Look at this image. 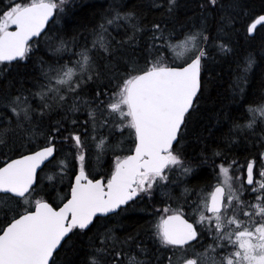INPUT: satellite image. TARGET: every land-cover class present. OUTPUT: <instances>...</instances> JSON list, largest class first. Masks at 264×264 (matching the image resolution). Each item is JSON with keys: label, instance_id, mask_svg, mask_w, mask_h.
I'll list each match as a JSON object with an SVG mask.
<instances>
[{"label": "snow or ice", "instance_id": "obj_1", "mask_svg": "<svg viewBox=\"0 0 264 264\" xmlns=\"http://www.w3.org/2000/svg\"><path fill=\"white\" fill-rule=\"evenodd\" d=\"M70 2L71 0H11L10 6L0 8V62H12L18 58L23 60L31 48L30 38L41 35L49 18L63 13ZM167 3V12L170 14L176 6V0H167ZM199 7L203 16L205 12L222 9L224 5L221 0H202ZM229 7L242 8L241 0H232ZM113 11L114 14L109 12L103 15L97 29L93 30L95 39L91 48L84 47L79 52H73L76 56L74 61L57 64L55 67L42 66L46 83L41 84L40 91L33 94L40 98L41 117L45 110L51 111L54 105L62 108L69 97H74L72 110H76L81 103L78 93L90 82L100 79L101 72L91 52L103 50L111 57L116 50L105 39L107 28L120 21L131 24L135 19L132 12ZM243 11L250 21L246 34L252 36L257 26L264 27V8L256 15L246 9ZM205 20L201 21V27L193 26L189 31H184L183 28L179 31H167L161 24H153L150 51L143 66H139L138 61H129L125 73L113 72L109 76L111 87L97 85L92 100H83L85 105H94L88 109L94 133L97 131L98 115L103 117L99 124L101 129L129 130L131 139L128 142L134 147L128 149V155L115 157L110 175L100 179L89 178L86 172L88 148L86 141L81 138L82 135L87 137V131L83 134L79 131L72 132L63 137V140L73 142L76 152L74 161L79 168L74 169L75 177L70 180V193L63 197L62 206L54 207L43 198L35 201L30 199L34 195L38 168L50 159H55L58 151L56 137L64 130L59 122L56 126H50L51 134L47 136L44 146L38 147L36 151H29L28 154H21L16 159L0 160V212L4 213L5 221L0 225V264H55L54 253L63 246L62 241L74 229H87L97 214L114 215L121 206L141 198L143 194L151 198L154 188L160 181L168 180L171 171L178 170L179 176L185 178L195 171L174 150V142H179L186 135L189 118L197 110V101L205 88L202 62L207 56L209 40ZM225 22L234 27L236 16H221L220 23ZM13 26L14 31L10 30ZM132 26L133 35L128 37V44L132 43L136 33L140 31L135 24ZM181 34L183 38L174 44L173 40ZM177 45L187 55L182 58L174 56L170 61L163 54L155 59L151 58L152 49L174 50ZM220 48L222 51H231L226 44H220ZM55 50L69 51L63 40L59 41ZM253 64L254 60L249 54L244 58L243 67L238 70L246 74ZM242 79L246 80V75L237 76L233 85L234 92L239 90L241 95L244 93L240 86ZM22 103L23 108L18 107ZM10 107L17 117V126L22 136L34 137L36 129L31 126L34 110L27 104V97H15ZM247 111L252 119L246 124H234V128H251L257 116L264 118V104L249 106ZM72 123L75 125V121ZM91 139L99 150L98 155L108 150V137L97 140L93 135ZM3 142L0 138V143ZM111 150L115 152L124 149L117 145ZM214 156L219 157L221 153L215 152ZM234 165L235 162L216 165L213 170L218 168L219 171L213 185H205L198 192L195 189H185L186 192H196L192 215L197 218L192 222L185 219V214L180 209L169 206L157 209L163 214L155 225V239L165 249L171 247L173 252L183 250L182 255L175 259L170 255L167 258L168 264H201V254L187 256L186 252L205 230L213 240L209 249L220 253L218 258L212 257V264H264V164H261L257 179L256 161H248L246 181L242 175L230 174ZM54 167L63 176L67 163L60 160ZM249 188V195H255L254 203L245 202L241 198ZM21 201L24 207L22 211H18ZM110 240L114 246L116 238L111 234V229H108L101 234L99 247H95L92 242L91 251L82 264H102L100 257L108 252ZM130 242L134 243L135 237L128 236L123 243ZM141 244L142 242L136 244V247L143 253L146 250ZM207 251L208 249L205 250ZM121 255L120 251H114L113 261ZM127 259L129 264H149L146 260H137L135 256Z\"/></svg>", "mask_w": 264, "mask_h": 264}, {"label": "trees", "instance_id": "obj_2", "mask_svg": "<svg viewBox=\"0 0 264 264\" xmlns=\"http://www.w3.org/2000/svg\"><path fill=\"white\" fill-rule=\"evenodd\" d=\"M16 1L20 2V0ZM10 3L11 0H0V8L10 6ZM201 3L202 0H176V6L169 14L167 0H71L65 11L55 15L45 32L31 42L30 51L23 60L10 64L0 63V133L3 134L0 138L4 141L0 143V160L17 157L44 146L47 136L51 134L50 126H56L59 122L64 130L56 137L58 151L55 153V159L48 162L38 173L34 195L30 197L33 201L43 198L53 206H57L67 194L69 176L76 169L73 142L70 140L64 142L63 137L77 131L81 134L87 131V136L95 135L96 138L108 137V148L119 145L124 149L115 151L114 155L118 152H121L122 156L128 155V149L134 146L128 142L131 139L129 130L122 132L121 135V132H117L115 128L111 131L108 128L100 129L99 124L103 117L99 115L97 131L94 133L92 122L88 117V109L94 105H85L83 100H92L97 85L111 87L109 76L113 72L125 73L129 61H138L139 66H143L150 51L153 24L159 23L167 31L173 29L179 31L181 28L189 31L193 26L201 27V21L206 17L204 26L209 40L206 47L207 56L202 62L205 88L197 101V110L189 118L186 135L175 143L174 149L180 153L185 164L193 166L195 171L187 178L179 176L178 170L171 171L170 178L160 181L154 188L151 198L143 194L141 198L129 202L114 215L96 217L86 230L74 229L62 242L63 246L54 253L55 264H82L91 251L92 242L95 247H99L100 236L108 229H111L116 243L113 246V241H109L108 252L100 257L102 264H129L127 259L129 256H135L137 260H146L149 264H157L159 258V264H168L167 258L170 255L175 259L182 255L183 250L173 252L171 247L165 249L155 239L153 235L155 225L163 214L157 209L162 210L165 206L180 209L191 220H195L197 217L192 213L196 192L205 185L216 183L215 177L219 169L216 168L215 171L213 169L222 162H235L230 174L242 175L244 178L247 162L255 160V176L259 179L261 154L264 151V118L253 124L251 128L246 127L242 130L234 128V124H245L252 119V115L247 111L249 106L257 107L264 104V27L258 26L252 36L247 35L246 27L250 21L243 11L246 9L252 15L260 14L261 9L264 8V0H241L242 8L236 9L229 7L232 0H221L224 5L222 9L216 8L205 12L203 16L199 7ZM113 10L121 13L132 12L135 19L131 24L120 21L107 28L105 39L116 50L111 57L103 50L91 52L95 64L99 66L100 79L90 82L78 93L81 103L77 105L76 110H72L74 97H69L62 108L54 105L51 111L45 110V114L41 117L40 98L33 94L40 91L41 84L46 83L42 66L55 67L57 64L74 61L76 56L73 52H79L84 47L91 48L95 39L93 30L97 29L101 17L109 12L114 14ZM229 14L236 16L234 27L228 26L227 22L220 23L221 16ZM133 24L138 26L140 31L136 33L132 43L128 44L126 41L133 35ZM182 38L181 34L173 40V43ZM61 40L66 43L69 51L55 50ZM220 44L228 45L231 51H222ZM151 51V58L167 54L163 55L164 58L172 59V54L167 48ZM249 54L254 64L252 69L244 74L238 69L243 67L244 58ZM244 75L246 80L242 79L240 83L244 89L241 95L239 90L234 92L233 85L237 76ZM17 96L27 97V104L31 103L28 105L34 110L31 120V126L36 129L34 137L22 136L17 126V117L11 112V102ZM18 107L23 108V103ZM22 119L23 113H21V121ZM85 121L88 123L85 124ZM5 129L8 133L4 132ZM86 147L87 162L89 163L90 160L91 163V168L86 170L93 178L106 177L108 158L100 154L99 159L96 160L98 154L93 150L92 144L88 146L86 141ZM215 152H220L221 156L215 157ZM60 160L68 163L63 176L59 175V169L54 167ZM186 188L195 189L196 192H186ZM245 193L242 196L245 202H252L255 199L250 197L248 192ZM23 207L21 201V207L17 210L22 211ZM0 221V225L5 223L3 212H0ZM128 236L135 237V242L123 243ZM141 242V246L146 250L143 253L136 247V244ZM212 244L213 240L205 230L187 249L186 255L193 256L197 253L203 255ZM114 251L122 253L115 262L112 259Z\"/></svg>", "mask_w": 264, "mask_h": 264}, {"label": "rangeland", "instance_id": "obj_3", "mask_svg": "<svg viewBox=\"0 0 264 264\" xmlns=\"http://www.w3.org/2000/svg\"><path fill=\"white\" fill-rule=\"evenodd\" d=\"M177 42H174V44H176ZM169 50V52L172 54V57H177V58H182L184 55H187V53H186V51L182 48V47H180L179 45H177V47L174 49V50H172V49H168ZM162 54H160V55H157V56H155L154 58H152V59H155L156 57H159V56H161ZM163 55H167V54H163ZM168 61H170V60H168ZM260 119L261 118H259V116H257V119H256V122L254 123V124H256L258 121H260ZM101 129V128H100ZM99 129V130H100ZM108 130L109 131H111V129L110 128H108ZM117 132H125V131H127V130H121V129H115ZM125 135V134H124ZM126 136V135H125ZM88 138H92V136H87ZM99 138L100 137H98L97 138V140H99ZM86 141L88 142V146L90 145V143L93 145L94 144V142L92 141V139H91V141L89 142L88 141V139H86ZM93 150L98 154V149H96V147L94 148L93 147ZM74 151H75V149H74ZM101 154H103V155H105V157L106 158H108V166L110 167V169L111 168H113V165H114V161H115V157L116 156H121L122 157V155L123 154H121V152H118V153H115L116 155H114V151H112L111 150V148H108V150H106L105 152H103V153H101ZM100 155V154H99ZM99 155H97L96 156V160H98L99 158ZM87 156H88V152H87ZM109 163H111L110 165H109ZM75 170H77V165H76V169ZM69 178H70V176H69ZM246 193H244L243 195H245ZM242 195V196H243ZM242 198V197H241ZM255 202V199L252 201V203H254ZM229 215H231V213H229ZM186 216V215H185ZM187 217V216H186ZM188 219H190L189 217H187ZM241 218L243 219V217L241 216ZM191 220V219H190ZM191 221H193V220H191ZM229 250H231V249H229ZM219 255H220V253L217 251V252H213L211 249H209L207 252H205L203 255H201V257H200V259H201V264H212V257L213 256H216L217 258L219 257Z\"/></svg>", "mask_w": 264, "mask_h": 264}, {"label": "flooded vegetation", "instance_id": "obj_4", "mask_svg": "<svg viewBox=\"0 0 264 264\" xmlns=\"http://www.w3.org/2000/svg\"><path fill=\"white\" fill-rule=\"evenodd\" d=\"M82 139H84L85 141H86V137H81ZM88 141L90 142L91 141V138H88ZM94 148H95V143L92 145ZM50 161H52V159H50L48 162H50ZM47 162V163H48ZM46 163V164H47ZM46 164H44V166L46 165ZM86 164L88 165V168H91V163H90V160H89V163L88 162H86ZM111 163H109V165H110ZM76 165H77V170H78V168H79V165H78V163H76ZM44 166L40 169V171L42 170V169H44ZM87 168V167H86ZM87 168V169H88ZM39 171V172H40ZM108 173H107V175L106 176H108V175H110L111 174V171H112V168L110 169V167L108 166ZM86 172L88 173V171L86 170ZM89 174V173H88ZM71 175H73V176H71ZM70 175V180H73L74 179V176H75V171L72 173ZM89 178H93L90 174H89ZM97 179V178H96ZM106 182V181H105ZM36 186V185H35ZM248 192V194L251 192V188H249V191H247ZM70 193V181H69V186H68V189H67V194H69ZM250 197H252L253 199L255 198V195H249ZM61 205V202L57 205V206H54V207H59ZM125 207V206H124ZM121 209V208H120ZM119 209V210H120ZM118 210V211H119ZM118 211H116V212H118ZM110 215H112V214H108V215H106V216H110ZM106 216H96V217H106ZM95 217V218H96ZM94 218V219H95ZM79 230H81V229H79ZM86 230V229H85Z\"/></svg>", "mask_w": 264, "mask_h": 264}, {"label": "bare ground", "instance_id": "obj_5", "mask_svg": "<svg viewBox=\"0 0 264 264\" xmlns=\"http://www.w3.org/2000/svg\"><path fill=\"white\" fill-rule=\"evenodd\" d=\"M52 20H53V18L51 19V21H52ZM51 21H49V23H50ZM49 23L47 24V26L49 25ZM257 27H258V26H257ZM46 28H47V27H46ZM45 30H46V29H45ZM252 35H253V34H252ZM89 48H90V47H89ZM95 51H96V50H95ZM97 51H99V50H97ZM101 53H102V52H101ZM68 55H69V54H68ZM71 56H72V55H71ZM60 59H61V58H60ZM33 100H34V99H33ZM31 101H32V100H31ZM31 101H30V102H31ZM38 101H39V100H38ZM32 102L34 103V101H32ZM36 102H37V101H36ZM257 102H258V101H257ZM33 103H32V104H33ZM263 103H264V102H263ZM28 104H31V103H28ZM33 105H34V104H33ZM23 106H24V105H23ZM34 108H35V107H34ZM33 112H34V111H33ZM35 113H36V112H35ZM83 113H84V112H83ZM247 113H248V112H247ZM78 116H79V115H78ZM76 119H77V118H76ZM83 120H84V119H83ZM67 124H68V123H67ZM245 124H246V123H245ZM64 125H65V124H64ZM69 125L71 126V124H69ZM261 125H262V124H261ZM63 128H64V127H63ZM74 131H75V130H74ZM7 133H8V132H7ZM45 133H46V132H45ZM71 133H72V132H71ZM44 136H45V135H44ZM60 137H61V136H60ZM255 137H256V136H255ZM175 143H176V142H175ZM175 143H174V144H175ZM35 151H36V150H35ZM179 154H180V153H179ZM183 154H184V153H183ZM189 155H190V154H189ZM195 158H196V157H195ZM194 160H195V159H194ZM47 162H48V161H47ZM47 162H45L44 164H46ZM86 162H87V161H86ZM44 164H43V166H44ZM67 164H68V163H67ZM43 166H42V167H43ZM42 167H41V168H42ZM246 167H247V166H246ZM246 167H245V169H246ZM87 168H88V165H87ZM245 169H244V180H245ZM39 171H40V170H39ZM71 176H73V175H71ZM74 177H75V176H74ZM55 179H56V178H55ZM62 179H63V178H62ZM97 179H100V178H97ZM48 187H49V186H48ZM53 188H54V187H53ZM55 188H56V187H55ZM42 191H43V190H42ZM61 205H62V204H61ZM61 205H60V206H61ZM122 207H124V206H121V208H122ZM117 211H118V210H117ZM110 214H111V213H110ZM169 214H170V213H169ZM107 215H108V214H107ZM105 216H106V215H105ZM122 216H123V215H122ZM1 218H2V217H1ZM94 218H95V217H94ZM185 218L188 219L186 216H185ZM188 220H189L190 222H192L190 219H188ZM0 222H1V221H0ZM117 222H118V221H117ZM83 230H85V229H83ZM106 262H107V261H106ZM107 263H108V262H107ZM113 263H114V262H113ZM108 264H109V263H108Z\"/></svg>", "mask_w": 264, "mask_h": 264}, {"label": "water", "instance_id": "obj_6", "mask_svg": "<svg viewBox=\"0 0 264 264\" xmlns=\"http://www.w3.org/2000/svg\"><path fill=\"white\" fill-rule=\"evenodd\" d=\"M53 17H50L49 18V21H51V19H52ZM48 21V22H49ZM47 22V23H48ZM47 23L45 24V27H46V25H47ZM14 27V26H13ZM45 29V28H44ZM44 29H42V31L41 32H43L44 31ZM11 30H15V28H13V29H11ZM36 37H38V36H36ZM36 37H32V38H30V40H32V39H34V38H36ZM19 59V58H18ZM6 63H7V61H5ZM175 143V142H174ZM263 153H264V151H263ZM17 157H15V158H13V159H16ZM261 159H262V163L264 164V156H262L261 157ZM2 166V165H1ZM43 166V164L38 168V171L41 169V167ZM246 179H247V167H246V169H245V181H246ZM74 180V179H73ZM62 206V205H61ZM34 210V209H33ZM110 214V213H109ZM170 214H172V213H170ZM105 215H107V214H97V216H105ZM186 219V218H185ZM190 222V221H189ZM63 242V241H62Z\"/></svg>", "mask_w": 264, "mask_h": 264}]
</instances>
